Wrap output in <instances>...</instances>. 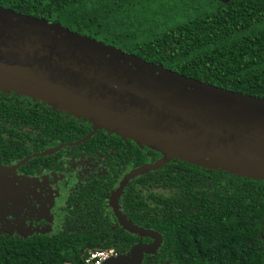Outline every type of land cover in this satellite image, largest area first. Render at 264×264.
I'll list each match as a JSON object with an SVG mask.
<instances>
[{
	"label": "trees",
	"instance_id": "16d2710c",
	"mask_svg": "<svg viewBox=\"0 0 264 264\" xmlns=\"http://www.w3.org/2000/svg\"><path fill=\"white\" fill-rule=\"evenodd\" d=\"M192 1L0 0V6L56 22L184 76L264 98V0H211L212 8L175 25L152 32L145 28L146 23L158 26L159 13L186 10V5L195 6ZM0 92L40 100L7 89ZM173 161L183 164V171L170 169L153 177L172 191L160 201L153 198L155 213L138 207L131 217L161 236L159 247L143 254L139 264H264V180L178 158L166 166ZM79 236L89 242L83 252L64 234L0 235V264H82L88 249L112 247L122 255L139 237L108 230Z\"/></svg>",
	"mask_w": 264,
	"mask_h": 264
},
{
	"label": "water",
	"instance_id": "95a60500",
	"mask_svg": "<svg viewBox=\"0 0 264 264\" xmlns=\"http://www.w3.org/2000/svg\"><path fill=\"white\" fill-rule=\"evenodd\" d=\"M225 3L229 0H217ZM0 88L38 98L161 153L264 180V98L187 77L56 22L0 6ZM139 168L131 172L138 173ZM101 264H139L160 235Z\"/></svg>",
	"mask_w": 264,
	"mask_h": 264
},
{
	"label": "flooded vegetation",
	"instance_id": "af4514ba",
	"mask_svg": "<svg viewBox=\"0 0 264 264\" xmlns=\"http://www.w3.org/2000/svg\"><path fill=\"white\" fill-rule=\"evenodd\" d=\"M160 158L143 145L93 128L82 118L40 100L0 92V177L6 175L18 183L26 198L23 205H12L0 197V235L64 234L80 252L89 247L86 239L81 242L84 237L80 233L89 236L108 230L139 236L122 227L114 208L130 223L152 229L138 225L131 217L138 207L155 213L151 209L153 198L160 201L172 191L160 181L153 182V177L170 169L183 171V164L176 161L169 166L166 161L148 167ZM16 215L23 224H16L12 218ZM35 225H48L49 231H29ZM139 237L130 247L151 242L149 237Z\"/></svg>",
	"mask_w": 264,
	"mask_h": 264
},
{
	"label": "rangeland",
	"instance_id": "374dc122",
	"mask_svg": "<svg viewBox=\"0 0 264 264\" xmlns=\"http://www.w3.org/2000/svg\"><path fill=\"white\" fill-rule=\"evenodd\" d=\"M192 2L195 5L193 6L195 7L194 9H192L193 7L191 6V4H189V5H186L188 6V7H185L186 10L171 12V13L170 12L159 13L161 14V16L156 18L158 26H150L148 23H146L145 28H147L149 32L162 30L169 26L175 25L176 23L181 22L187 18L193 17L194 15H197L200 11L204 9H210L213 7V4H214V2L211 0H194ZM141 27L142 26H140V29ZM114 46L117 47L116 45ZM0 181H1L0 194L1 193L3 194L2 196L0 195V197H6V199L10 201L12 205L14 204L23 205L26 198L23 197L25 196V194H23L22 191L20 192L21 187L19 186V184L13 183L10 179H8V177H6V175L3 176V178H1ZM10 209L11 208H9V210ZM16 217L17 215L13 216L12 218L16 220ZM17 223L18 221L16 220V224ZM21 224L23 223L21 222V223H18L17 225H21ZM3 230L9 231V228H4ZM10 230H13V229H10ZM29 231L35 232V233H45L49 231V229H48V225H35V226H31ZM51 262H56V260L51 259Z\"/></svg>",
	"mask_w": 264,
	"mask_h": 264
},
{
	"label": "built area",
	"instance_id": "2783aa9c",
	"mask_svg": "<svg viewBox=\"0 0 264 264\" xmlns=\"http://www.w3.org/2000/svg\"><path fill=\"white\" fill-rule=\"evenodd\" d=\"M113 256L115 253L112 248L88 249L82 259V264H101Z\"/></svg>",
	"mask_w": 264,
	"mask_h": 264
}]
</instances>
